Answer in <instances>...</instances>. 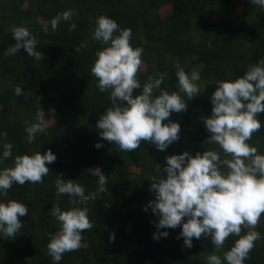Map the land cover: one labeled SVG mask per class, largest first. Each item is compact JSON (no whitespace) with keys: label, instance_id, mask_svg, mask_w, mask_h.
Returning <instances> with one entry per match:
<instances>
[{"label":"trees","instance_id":"obj_1","mask_svg":"<svg viewBox=\"0 0 264 264\" xmlns=\"http://www.w3.org/2000/svg\"><path fill=\"white\" fill-rule=\"evenodd\" d=\"M69 9L71 19L61 20L53 30L51 20ZM101 15L114 18L121 28H131L132 44L144 49L137 74L142 85L150 76L166 73L162 87L178 91L177 64L201 74L200 94L189 98L181 93L188 108L169 118L181 124V132L165 151L148 141L122 151L99 136L97 121L111 106L109 92L99 90L91 72L95 53L102 47L93 39ZM73 22L77 27L69 30ZM17 25L27 26L35 35L42 60L23 49L5 54L15 43L12 29ZM84 41L88 47L77 52ZM262 58L264 8L251 0H0V133H7L0 141L14 145L12 157L0 167L12 166L15 156L25 153L51 149L57 155L42 182L14 183L6 197L0 196L22 201L29 210L19 217L23 227L14 237H0V264H56L47 245L60 222L50 210L53 205L62 210L73 206L67 194H57V175L77 179L88 194L97 191L98 177L89 170L97 167L108 180L106 191L86 205L93 227L83 231L82 246L65 252L59 264H208L207 256L216 251L210 237L193 238V247H184L183 238H177L182 227L158 230L159 218L151 209L145 212L144 206L154 199L150 187L158 175L156 163L162 170L166 156L219 147L207 142L210 133L202 119L211 116L210 97L217 81L242 76ZM17 86L23 89L19 96ZM42 109L48 126L29 143L25 129ZM259 118L264 123V113ZM98 142L103 147L96 148ZM249 143L264 153V127ZM251 230L259 231L261 239L245 264H264V214L254 228L242 226L241 234ZM157 231L170 235L155 240ZM237 238L229 236L217 254L223 257Z\"/></svg>","mask_w":264,"mask_h":264},{"label":"clouds","instance_id":"obj_2","mask_svg":"<svg viewBox=\"0 0 264 264\" xmlns=\"http://www.w3.org/2000/svg\"><path fill=\"white\" fill-rule=\"evenodd\" d=\"M251 4L264 8V0H251ZM72 15L70 9L58 13L50 22L51 28L56 30L61 20L68 21ZM76 27L73 22L69 30ZM12 34L15 43L5 54L15 55L23 49L30 57L43 59L37 47L39 41L27 26L13 27ZM132 35L131 28H121L114 18L101 15L96 19L93 39L102 47L95 53L91 72L98 79L99 90L109 92L111 100V106L97 121V128L101 130L99 136L118 144L122 151H132L142 141L165 151L180 139L181 132V124L169 118L173 112L188 108L181 93L189 98L200 94L201 74L177 64L178 91L169 92L162 87L166 73L150 76L142 85L137 74L143 63L144 49L132 44ZM87 47L84 41L76 51ZM141 88L142 91H136ZM22 93V87L17 86L15 94ZM210 101L211 116L202 119L210 133L207 142L219 147L197 151L194 155L185 151L166 156L162 170L156 163L158 175L152 178L150 187L154 199L148 201L144 211L151 209L159 218L155 223L158 230L182 227L177 238H183L184 247H193V238L210 237L216 251L207 256L208 264H245L261 233L251 230L241 234L242 226L254 228L264 214V153L249 143L253 133L264 127L259 118V114L264 113V58L251 64L236 79L217 81ZM48 120L43 109L37 112L35 122L25 129L29 143L45 130ZM6 136V132L0 133V137ZM0 144L3 148L0 164H3L12 157L14 145L6 140ZM95 147L101 148L103 144L98 142ZM56 159L51 149L16 155L12 166L0 167V196L6 197L14 183L42 182L50 171L47 165ZM89 170L98 177V188L88 194L77 179L65 180L63 174L57 175V194H67L73 206L62 210L53 205L50 210L60 222L59 230L49 234L47 245L56 264L65 252L82 246L83 231L93 227L87 202L106 191L108 177L102 169ZM80 204L85 206H77ZM28 211L22 201L0 199V237H14L23 227L19 217L27 215ZM169 235V231H157L153 239ZM229 236L238 238L221 257L217 252ZM111 238L115 239L114 234Z\"/></svg>","mask_w":264,"mask_h":264}]
</instances>
